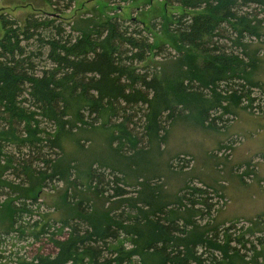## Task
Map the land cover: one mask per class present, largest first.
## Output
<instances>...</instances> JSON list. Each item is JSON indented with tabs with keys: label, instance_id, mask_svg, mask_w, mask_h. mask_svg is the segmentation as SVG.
Masks as SVG:
<instances>
[{
	"label": "trees",
	"instance_id": "16d2710c",
	"mask_svg": "<svg viewBox=\"0 0 264 264\" xmlns=\"http://www.w3.org/2000/svg\"><path fill=\"white\" fill-rule=\"evenodd\" d=\"M45 1L55 13H30L23 26L0 19V206L7 201L12 212L10 228L0 231V264H234L239 257L229 256L231 243L250 249L254 235L238 220L185 231L164 204L150 209L144 202L149 208H140L146 209L140 216L104 219L87 212L81 200L73 214L54 218L39 192L54 176L67 178L72 167L53 158L65 151L61 138L92 124L118 132L113 138L139 142L125 125L143 119V138L158 136L184 111L182 96L199 102L198 115L207 120L216 104L201 89L215 92L222 81L237 102L245 98L252 105V90L236 80L249 82V72L235 48L246 33L257 34L251 9L264 15V0H177L180 11L166 27L175 45L196 51L201 61L190 75L196 80L177 82L176 93L142 64L161 46L152 45L142 23L116 16L67 22L62 14L73 0ZM186 193L181 200L189 210L202 215L213 208L209 189L186 186ZM40 237L54 244L55 255L27 258L12 249L14 238Z\"/></svg>",
	"mask_w": 264,
	"mask_h": 264
},
{
	"label": "rangeland",
	"instance_id": "374dc122",
	"mask_svg": "<svg viewBox=\"0 0 264 264\" xmlns=\"http://www.w3.org/2000/svg\"><path fill=\"white\" fill-rule=\"evenodd\" d=\"M70 6L62 14L67 22L82 18L96 22L116 16L142 23L152 45L161 44L142 64L147 63L158 71L171 93H176L177 82L187 83L191 73L197 72L201 61L197 52L175 45L166 27L172 21V14L180 11L177 0H73ZM42 12L55 13L45 0H0V19L10 18L19 26L24 25L28 14ZM251 13L258 20V32L246 33L241 39L244 47L237 46L235 51L249 72V82L254 85L236 79L252 90L255 96L252 105L246 106L245 98L237 102L232 90L225 89L222 81L215 89L217 97L210 88L201 89V94L206 98L211 94L216 104L207 120L198 115L199 102L182 96L184 111L168 126L164 123L165 130H160L158 136L152 133L151 137L143 138L142 119L125 125L130 135H139V142L113 138L112 134L118 132L107 125L96 127L98 124L62 137L65 151L53 158L69 161L72 167L66 173L67 178L54 176L39 192L45 205L50 206L52 217L73 214L81 200L87 212L104 219L125 217V214L140 216L146 210L140 208H149L144 202H151L150 209L164 204L165 210L176 212L185 231L194 230V226L200 230L238 220L254 232L250 237L254 247L243 248L232 242L234 248L229 256L240 258L234 257V264H264V15L254 8ZM2 35L0 23V38ZM15 125L22 130V125ZM46 128L50 131L47 124ZM186 186L209 189L214 195L213 208L202 215H198L200 211L189 210L181 200L187 194ZM37 205L41 213L42 205L37 202L33 206ZM11 213L8 202H3L0 231L10 228ZM14 241L12 249L20 248V254L27 258L57 252L48 237L37 241L14 238Z\"/></svg>",
	"mask_w": 264,
	"mask_h": 264
}]
</instances>
